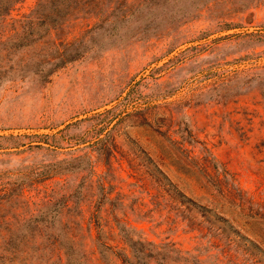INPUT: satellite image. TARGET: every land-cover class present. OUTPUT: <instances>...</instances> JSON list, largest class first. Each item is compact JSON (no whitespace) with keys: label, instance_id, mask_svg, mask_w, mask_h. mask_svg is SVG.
I'll use <instances>...</instances> for the list:
<instances>
[{"label":"rangeland","instance_id":"374dc122","mask_svg":"<svg viewBox=\"0 0 264 264\" xmlns=\"http://www.w3.org/2000/svg\"><path fill=\"white\" fill-rule=\"evenodd\" d=\"M66 10L0 28V264H264V0Z\"/></svg>","mask_w":264,"mask_h":264},{"label":"trees","instance_id":"16d2710c","mask_svg":"<svg viewBox=\"0 0 264 264\" xmlns=\"http://www.w3.org/2000/svg\"><path fill=\"white\" fill-rule=\"evenodd\" d=\"M23 1L0 0V28L9 25L14 30L16 28L20 29L19 32H15L13 35H4V40L15 41L16 45L19 44L21 46H25L30 41L35 40V36L31 35L34 26L40 23H53L56 15L60 16L68 13L66 8L68 9L69 6L76 4V0H32L31 4L20 10ZM223 220L231 230L239 234L246 242L255 245L254 241L240 234L229 221ZM122 238L126 248H117L116 251V256L121 264H149L147 258L151 256L152 251L143 246L147 243L151 244L150 240L140 236L133 237L128 234H122ZM262 253L264 254L263 251Z\"/></svg>","mask_w":264,"mask_h":264}]
</instances>
